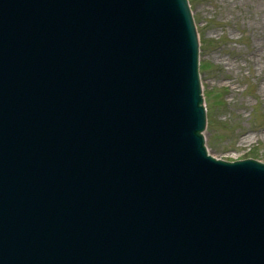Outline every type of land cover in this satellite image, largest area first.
Wrapping results in <instances>:
<instances>
[{
    "label": "water",
    "instance_id": "water-1",
    "mask_svg": "<svg viewBox=\"0 0 264 264\" xmlns=\"http://www.w3.org/2000/svg\"><path fill=\"white\" fill-rule=\"evenodd\" d=\"M198 69L187 0H0V264H264V165L207 155Z\"/></svg>",
    "mask_w": 264,
    "mask_h": 264
},
{
    "label": "rangeland",
    "instance_id": "rangeland-1",
    "mask_svg": "<svg viewBox=\"0 0 264 264\" xmlns=\"http://www.w3.org/2000/svg\"><path fill=\"white\" fill-rule=\"evenodd\" d=\"M209 151L264 162V0H190Z\"/></svg>",
    "mask_w": 264,
    "mask_h": 264
}]
</instances>
